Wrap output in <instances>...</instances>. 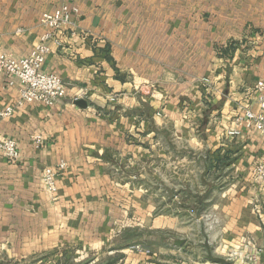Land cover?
<instances>
[{
	"label": "crops",
	"instance_id": "obj_1",
	"mask_svg": "<svg viewBox=\"0 0 264 264\" xmlns=\"http://www.w3.org/2000/svg\"><path fill=\"white\" fill-rule=\"evenodd\" d=\"M60 2L0 0V48L27 55L45 30L41 14ZM75 5V25L43 64L63 78L65 96L0 120V136L20 151L9 161L0 150V264H152L151 254L178 257L191 245L264 264V182L252 173L264 141L235 121L259 110L264 0ZM18 98L0 73V108ZM60 160L53 198L43 169ZM152 234L163 239L158 250L144 241Z\"/></svg>",
	"mask_w": 264,
	"mask_h": 264
},
{
	"label": "built area",
	"instance_id": "obj_2",
	"mask_svg": "<svg viewBox=\"0 0 264 264\" xmlns=\"http://www.w3.org/2000/svg\"><path fill=\"white\" fill-rule=\"evenodd\" d=\"M77 13L75 0H61L54 11L41 14L39 21L45 30L27 55L17 56L0 48V73L6 77L7 84L17 86L19 94L14 105L9 104L0 108V120L11 116L17 106L33 102L52 105L65 96L66 83L63 78L56 73L45 71L43 64L52 45L63 44V36L75 25ZM70 34H73V31ZM256 89L259 110L244 108L242 115L236 116L235 121L238 125L259 130L264 141V79L257 82ZM227 133L238 134L239 129L232 128ZM32 138L33 145L38 147L41 143V135L34 134ZM0 150L9 161H17L20 157L17 142L13 138L0 136ZM66 167V162L60 160L55 166L46 165L43 169V182L53 198H56L57 177ZM252 173L257 180L264 182V157L253 164ZM136 247L140 248V245L137 244Z\"/></svg>",
	"mask_w": 264,
	"mask_h": 264
},
{
	"label": "rangeland",
	"instance_id": "obj_3",
	"mask_svg": "<svg viewBox=\"0 0 264 264\" xmlns=\"http://www.w3.org/2000/svg\"><path fill=\"white\" fill-rule=\"evenodd\" d=\"M184 168H185V171H184V175H183V179L184 181L186 182V180H191L192 176L187 173V170L190 165L187 163V160L184 161ZM172 164H174L172 161L169 160V167L172 166ZM174 175H170L168 174L166 176V178L170 181L171 179H174ZM155 181V180H154ZM186 193L189 194L188 191H186ZM189 203H191V201L188 200ZM198 205V202L197 200H194V203H193V207L191 205H188L186 203V205L182 208L184 209V211H193L196 209ZM175 206H173L172 210H174ZM201 209V208H200ZM188 213V212H187ZM189 214V213H188ZM149 238V239H148ZM145 242L148 243V246L149 248H151L152 250H158V248L162 245L163 243V239L161 240V238L157 237V234H152L150 236H148L147 238H145L144 240ZM137 244H135L136 246ZM177 245V244H176ZM150 252V253H149ZM207 250L204 248V247H195V245H191L189 247V250L187 251V254L186 255H178L175 256L174 254L172 253H165V254H162V255H152L151 253V250H148V254L153 257H156V259H152V264H219V263H216V262H213L211 261L210 259H208L207 257ZM220 256V255H219ZM64 256H60L59 257V260L57 262V264H64V262H68L64 259H62ZM53 262H54V259H51ZM70 262L71 264H78L75 262V260L73 259V256L70 257ZM233 262H239V259L238 258H232V259H229V264H233ZM36 263V262H35ZM40 264H49L47 262L45 263H40Z\"/></svg>",
	"mask_w": 264,
	"mask_h": 264
},
{
	"label": "water",
	"instance_id": "obj_4",
	"mask_svg": "<svg viewBox=\"0 0 264 264\" xmlns=\"http://www.w3.org/2000/svg\"><path fill=\"white\" fill-rule=\"evenodd\" d=\"M75 102L81 106H86V101L82 98L76 99ZM197 217H200V214H197ZM183 243V239H177L175 241V244L181 245ZM207 257L213 262L219 263V264H229V258H225L222 256H216L212 253L211 249H207Z\"/></svg>",
	"mask_w": 264,
	"mask_h": 264
}]
</instances>
